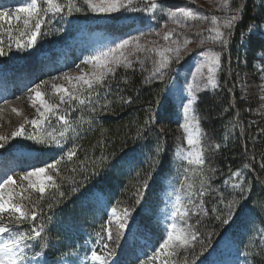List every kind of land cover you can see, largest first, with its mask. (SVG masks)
Instances as JSON below:
<instances>
[{"label": "trees", "instance_id": "trees-1", "mask_svg": "<svg viewBox=\"0 0 264 264\" xmlns=\"http://www.w3.org/2000/svg\"><path fill=\"white\" fill-rule=\"evenodd\" d=\"M59 2L67 5L68 0ZM27 3L0 0V13H10L0 20L4 50L0 56V136L6 137L0 140V185L14 179V185L4 186V198L11 193L12 202L29 211L22 223L9 220L18 214H3L0 227L9 231L0 233L4 239L0 244L31 234L34 239L25 242L22 264H60L63 260L100 264L92 261L93 251L107 257L108 264H163L165 260L167 264H214L213 255L220 260L228 256L220 251L228 238L231 264H264V92L257 69L264 55V37L259 32L264 0H232L231 7L239 6L242 16L231 29L228 43L213 49L221 61L217 87L196 96L193 111L204 164L202 179L191 177L189 184L174 155L184 147L180 119L167 97L174 68L158 81L151 80L146 69L120 67L102 86H95L99 96L84 93V105L68 98L60 103L53 90L65 74L89 67L85 63L91 59L88 43L96 36L117 37L135 23L118 24L113 15H97L82 0H73L80 12L69 13L66 7L58 14L42 12L40 34L34 44L27 45L35 21L26 29L25 14L16 11ZM38 4L47 7L43 0ZM166 4L175 6L174 2ZM16 40L26 46L17 48ZM34 90H40L49 104L58 105L38 127L25 122L22 109L32 111ZM13 107L25 116L12 112ZM62 114L71 125L64 137L60 136L66 127L59 120ZM21 124L26 135L38 136L44 143L13 137L11 133ZM71 150L76 155L69 160ZM49 164H56L57 169H49ZM39 168L53 177L44 194L20 180ZM236 172L241 175L236 177ZM237 183L243 192L233 187ZM167 184L175 193L192 185L189 190L192 196L195 193L193 208L182 221L185 232L191 229L197 238H189L190 243L179 248L174 242L167 250L175 251L172 256L160 247L172 233L159 222L167 207ZM125 210L129 212L126 218ZM32 211L35 221L30 218ZM121 221L125 228L117 238ZM41 228V237H35L32 229ZM108 230L113 233L111 240ZM158 252L160 259L153 260Z\"/></svg>", "mask_w": 264, "mask_h": 264}, {"label": "rangeland", "instance_id": "rangeland-1", "mask_svg": "<svg viewBox=\"0 0 264 264\" xmlns=\"http://www.w3.org/2000/svg\"><path fill=\"white\" fill-rule=\"evenodd\" d=\"M152 2H156L158 5L154 11H148V5L143 2V0H138V2L137 0H134L133 6H130L128 10L122 9L118 13L104 14L92 11L97 15H113L118 19V24H135L132 26L131 30L124 32L117 37L103 38L96 36L93 41L88 43L90 45L89 53L91 58L100 56L101 53H107L109 49L116 48L117 45L122 44L127 40L132 43H130L125 49L121 50L127 57V61L118 66L113 65L115 70L120 67L128 68L127 63L130 62L131 67L146 69L150 73L151 80L159 81L168 74L171 68H174L173 75H175V77L169 85L167 97L174 105L175 112L180 119V126L184 134V147L178 149L174 155L176 163L185 169L184 179L189 184L191 177H194L195 180L202 179L201 173L203 165L188 163V159H195L197 153L202 154L200 147V130L193 111L196 100L191 105L192 110L188 114L187 121L184 115V106L189 103L188 86L192 85L195 97L198 93L213 88L207 82V76L209 75L208 66L210 65V57L216 54L213 49L216 46H219V43L213 41L212 36H214V33L210 34L207 29L210 27V20L213 16L217 17L218 22L222 23L223 18L228 14L224 10V5L227 3L231 7L232 0H152ZM169 2H174L175 6H167L166 3ZM160 5H162V7ZM182 9L194 12L196 18L193 19L191 17L180 15ZM172 12L177 13L175 19L169 18V14ZM140 21L143 22V25L139 24ZM221 30L224 31L226 29L222 28ZM169 31H173V34L170 39L165 40L163 37ZM198 32L200 33L199 36L196 35ZM259 32L264 37V23L260 26ZM185 38L190 39L192 42L184 45L183 41ZM201 39L205 41L202 46L199 43ZM137 45H139V48H137ZM177 46L181 49L178 59L176 58L175 52L165 51V49L169 47L175 49ZM161 52L164 53V56L169 58L170 63L167 67L156 72L162 59L160 55ZM116 55L118 56L119 53H116ZM257 69L261 72L260 85L263 87L262 90L264 92V55L262 64H257ZM93 71H97V69L93 64H90L85 70L65 74L55 85L67 88L71 92L73 91V84H76L77 88L82 84V82H77V77L80 75L90 76ZM154 72H156V75H153ZM111 74L112 73L108 75ZM66 76L71 78V80L65 79ZM53 90L59 97L64 95L63 92L57 93L54 88ZM12 93L15 94V90L12 91ZM66 98L68 97H65V99ZM18 105L15 107H18ZM30 107L32 111L27 112V109L22 106V109L24 110L23 112H26L24 120L29 121V123L33 119L41 120L42 122L39 125L41 126L45 119L39 116L37 109H39L40 112H43L44 109L40 106L39 102L36 103L35 107L30 103ZM18 110L20 112L19 115H24V113H21L20 109ZM45 115L47 117L49 113H45ZM186 122L189 125V132H185L183 127ZM189 137L194 140L192 145L187 143ZM189 153H192V155L189 156ZM47 177L48 176L44 173L39 177H29V180L37 187L43 183L46 188L49 185ZM29 180L26 181L29 183ZM167 187L169 189L167 197L165 198V204L167 207L163 214H161L159 222L169 227L175 235L177 230L185 231L186 222L182 221L185 216H181L180 213H188V211L193 208L191 200L195 197V193L192 196L189 187H186L183 192H180V187L177 189L176 193L173 190L171 191L172 188L169 184H167ZM173 224L177 226L176 229H173ZM3 240V237H0V241ZM139 242L143 245V248L148 249L143 240L139 239ZM220 251L228 256L223 260H220L213 255L212 260L214 264H231L233 250L228 238H224L222 241ZM60 264L75 263L63 260Z\"/></svg>", "mask_w": 264, "mask_h": 264}, {"label": "snow or ice", "instance_id": "snow-or-ice-1", "mask_svg": "<svg viewBox=\"0 0 264 264\" xmlns=\"http://www.w3.org/2000/svg\"><path fill=\"white\" fill-rule=\"evenodd\" d=\"M43 2L47 5L46 8L42 9L40 5L38 4V0H28L27 6L21 7L17 9V13H23L25 14V19L23 21L24 27L27 29L29 27L30 22L34 19V31L30 32V36L27 41V45H32L36 42L37 36L40 34L42 25L44 23V20L42 19L41 13L42 12H50L52 14H58L62 13L65 10V7L67 8V11L71 13L73 10L76 12L81 11V7L78 4H74L73 0H68L67 5H63L59 0H43ZM84 5H87L88 9H90L93 12L97 13H104V14H112V13H118L122 9L128 10L130 6L134 5V0H82ZM138 2V0H137ZM148 7V11H154L157 8V3L152 2V0H143ZM162 7V5H160ZM224 10L228 13L224 18L222 23L218 22L217 17L213 16L210 20V27L207 29V31L211 34L214 33V36H212L213 41L218 42L221 47L225 46L228 43V37L231 35V29L235 26V24L238 22V19L242 16V9L237 6L235 8L230 7L227 3L224 5ZM10 13H0V20L5 19L8 17ZM180 15L184 17H191L193 19L196 18V14L190 10L182 9L180 12ZM177 16V13L172 12L169 14L170 19H175ZM17 20L20 19V16L16 17ZM228 30L227 33L222 31L221 29ZM174 31V30H173ZM173 31H169L164 35V39L168 40L173 34ZM251 31V28L249 29ZM20 35H24V33H20ZM197 36L200 35L198 32L196 34ZM9 39H12L11 35L9 36ZM192 41L188 38H185L183 43L184 45H187L191 43ZM131 41L125 40L122 44L117 45L116 48L109 49L107 53H101L100 56L92 57L89 61H86L85 63L93 64L94 67L97 69V71H93L90 76L88 75H80L76 78L77 82H82V84L79 85V88H77L76 84H73V91H69L67 88L58 87L56 85H53V88L57 93L63 92L64 95L60 96V103H66L65 97H68V101H78L79 104L84 105L85 99L81 98L84 93H87V96L91 97L93 93L97 96H99V93L95 91V86H102L104 84V81L108 74L113 73L115 71V68L113 65H120L121 63H124L127 61V57L125 56L124 52L121 51L122 49H125ZM201 46L205 43L203 39L199 41ZM3 44V41L0 40V45ZM25 43L16 40V47L22 48L25 47ZM10 47V45H9ZM137 48H139V45H137ZM180 47L177 46L175 49L169 47L165 49L167 52H175L176 58H179L180 54ZM116 53H119L117 56ZM4 55V50L2 47H0V56ZM162 59L159 63V66L156 69V72H159L160 69L165 68L170 63V60L168 57L164 56V53H160ZM220 56L219 53H216L210 57V65L208 66V73L207 76V82L213 87H217V79H216V73L220 67ZM128 67H131V63H127ZM199 71V69H198ZM156 72L153 73V75H156ZM65 79L71 80L69 77H65ZM188 95H189V103L184 106V115L187 121V117L189 112L192 110L191 105L195 102L196 97L193 94L192 85L188 86ZM31 99V104L33 107H35L36 103L39 102L40 106L44 109L43 112H40L39 109H37V112L39 113V116L47 119L45 113H51L53 112L54 108H57L58 105H52L49 104L45 98L44 94L40 90H34V98ZM92 111H95V108L91 109ZM12 112L16 113L17 115L20 114L19 110L15 107L11 109ZM195 119V118H194ZM59 120L63 122V124L66 126L63 131L60 132V136L64 137L66 132L69 131L71 128V125L69 124V121L65 118V115H60ZM26 123H29V121H25ZM41 120L33 119L30 121V123L33 126H39L41 124ZM185 129V132H189V125L186 122L183 126ZM72 131H75V129H71ZM13 137H25L28 140L34 141L38 144H43L44 141L41 140L38 136L31 135V134H25V129L23 124L20 125V127L11 133ZM49 136H51V133H48ZM6 137L0 136V140H5ZM59 143V141H57ZM187 143L189 145H192L194 143V140L189 137L187 140ZM3 145L0 144V147ZM76 155L75 150H71L67 153L68 159L71 160L73 156ZM192 153H189V156H191ZM188 163H196L199 165L204 164V159L202 157L201 153H197L195 156V159H188ZM247 167V165H245ZM262 168H264V164L261 165ZM49 169L56 170L57 165L56 164H49ZM46 172L45 168H39L34 172H29L26 175L20 177V180H29V177L32 176H41ZM236 177H239L241 175L240 172L234 173ZM48 180H52L53 177L49 175L47 177ZM16 181L12 178H8L5 181V185L8 184H15ZM5 185H0V219L3 218V214L5 213H12V214H18L15 217L10 216L9 220L15 219L17 223H22L26 221L29 218V211L24 208L19 203H13L12 202V195L9 194V198L5 199L3 195V188ZM55 186V185H53ZM29 188H33L35 191L39 192L40 194L45 193V185L43 183L40 184L39 187H37L35 184H33L29 180L28 184ZM192 185H189V188H191ZM234 188H238L243 192L245 189L242 187L241 183H237L233 186ZM206 194L204 192L201 193ZM234 203V202H233ZM231 209L232 205H229V215H231ZM115 211V209L113 210ZM179 211V210H178ZM129 215L128 210H125L123 212V216L126 218ZM181 216H186L187 212L180 213ZM30 218L32 221L36 220V213L34 211L31 212ZM225 223L228 221L225 220ZM173 229H176L177 226L175 224L172 225ZM125 224L123 221H121L117 226L116 236L119 238L120 233L124 230ZM9 230L6 227H0V233H7ZM32 231L35 234V237H41V233L43 231V228L40 230L32 229ZM109 240L113 238V233L111 230H108V237ZM195 240L197 237L194 232L189 229L187 232L183 230H177L176 234L173 233L168 234V239L164 241V243L160 246L161 249L166 250L165 254L168 256L175 255V251L168 252V249H171L173 247L174 242H178V248L187 246L190 243V239ZM34 237L31 234L23 235L20 234L17 237L11 239L10 241H5L4 243L0 244V264H22L24 260V253L25 248L28 246L25 242L28 240H33ZM104 248L107 249L108 245L105 244ZM178 250V249H177ZM111 255V253H108ZM161 253H156V255L153 257V260L160 259ZM91 259L92 261L100 262V264H108L107 257L98 255L96 251H93L91 253ZM163 264H167V260L163 261Z\"/></svg>", "mask_w": 264, "mask_h": 264}]
</instances>
